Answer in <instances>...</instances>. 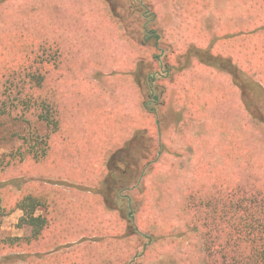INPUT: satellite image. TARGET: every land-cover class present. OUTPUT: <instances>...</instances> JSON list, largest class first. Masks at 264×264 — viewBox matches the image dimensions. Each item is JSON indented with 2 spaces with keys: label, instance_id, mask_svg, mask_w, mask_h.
I'll use <instances>...</instances> for the list:
<instances>
[{
  "label": "rangeland",
  "instance_id": "obj_1",
  "mask_svg": "<svg viewBox=\"0 0 264 264\" xmlns=\"http://www.w3.org/2000/svg\"><path fill=\"white\" fill-rule=\"evenodd\" d=\"M129 1L0 0V264H221L186 198L264 206V0H146L150 44Z\"/></svg>",
  "mask_w": 264,
  "mask_h": 264
},
{
  "label": "trees",
  "instance_id": "obj_2",
  "mask_svg": "<svg viewBox=\"0 0 264 264\" xmlns=\"http://www.w3.org/2000/svg\"><path fill=\"white\" fill-rule=\"evenodd\" d=\"M105 1L115 11L116 3L113 2L114 0ZM130 3L137 5L135 10L145 18L144 21H147L146 26L154 21L155 13L150 10L148 3L143 0H132ZM117 12L115 11V13ZM119 15L121 16V14ZM121 20L124 22L123 17H121ZM137 80L139 81L138 78ZM41 82V77L36 79L35 86ZM19 88L20 92L24 90V86L19 85ZM23 96L24 98L19 100L22 103L21 105L28 108V101L33 102L30 107L35 108V106H38V111L39 109L40 112L45 111V115L39 113V116L46 121L49 120L50 131L56 130L58 126L54 114V111H57L56 106L47 100L34 99L28 93L23 94ZM32 99L39 105H36ZM1 112L5 111L0 110ZM124 148L116 153H122ZM47 149L48 143L45 141L42 150ZM29 156H32V158L43 157V155H39V152L34 151H30ZM120 182L123 184L122 181ZM120 182L116 183L118 185L115 187L112 197L121 196L120 191L123 190V185ZM242 194L241 191L235 189L224 192L216 191L215 198L211 196L201 198L194 193L192 197L190 196L191 198H186L184 216L194 219L195 228H198L202 233L206 257L212 259L214 257L221 264H264V206L260 201L254 200L252 195L245 196ZM110 200L111 198L106 203H111ZM17 207L23 209L26 214L21 218V221L32 228L33 232L30 238L39 235L45 225L44 220L40 215H34V207H29L28 210V196L20 200ZM112 208H116V205L114 204ZM129 218L131 219V216Z\"/></svg>",
  "mask_w": 264,
  "mask_h": 264
},
{
  "label": "flooded vegetation",
  "instance_id": "obj_3",
  "mask_svg": "<svg viewBox=\"0 0 264 264\" xmlns=\"http://www.w3.org/2000/svg\"><path fill=\"white\" fill-rule=\"evenodd\" d=\"M132 0H130L129 1V3L131 2ZM143 1H145L146 3H148L149 2V4H151V2L150 1H146V0H143ZM114 2V1H113ZM151 5H153V4H151ZM152 11H154V6H152ZM137 12V11H136ZM118 13V15L120 14L119 12H117ZM116 13V14H117ZM138 13V12H137ZM127 14V13H126ZM139 14V13H138ZM139 16H140V19H145V18H143L142 17V15H140L139 14ZM121 17H123L124 18V16L123 15H121ZM127 18V17H126ZM157 23V17H156V14H155V18H154V21L149 25V26H146V24H145V26H143V21H142V23H141V33H142V38L140 39V41H138V42H141L142 40H144V44H146V43H151V41H153V40H155V37L156 38H158L159 39V43H160V38H161V34L158 32V30H157V28L155 27L156 24ZM124 24V23H123ZM162 30V29H161ZM161 56H159V58H160ZM157 63L159 64H161V62H160V59H159V61H157ZM163 64V66L165 67V69L167 68V66H168V64H167V62H163L162 63ZM147 67H148V69H151L152 67H153V65H152V62H148L147 63ZM166 71V70H165ZM156 73H157V71H156ZM153 74H155V72L153 73ZM148 77H149V79H147V85H149L148 86V92L150 93V96H151V98H155L156 99V97H155V93H156V89L157 88H159V90L161 91L164 87H160V85H155L156 83V80H157V77H163V78H166V72H165V74H159V75H157L156 74V76H152V74L151 73H148V75H147ZM159 91V92H160ZM155 99H152V100H155ZM146 104H148V103H146ZM145 104V105H146ZM146 108L148 109V110H152V109H150L147 105H146ZM153 111H155L154 109H153Z\"/></svg>",
  "mask_w": 264,
  "mask_h": 264
},
{
  "label": "crops",
  "instance_id": "obj_4",
  "mask_svg": "<svg viewBox=\"0 0 264 264\" xmlns=\"http://www.w3.org/2000/svg\"><path fill=\"white\" fill-rule=\"evenodd\" d=\"M108 3V2H107ZM42 81H43V79H42ZM141 88V87H140ZM141 91H142V101H143V107L145 108V109H147L146 108V105H145V103H144V92H143V90H142V88H141ZM56 110L58 111V108H57V106H56ZM148 110V109H147ZM147 112H149V113H152L153 111H147ZM155 114H156V112H154Z\"/></svg>",
  "mask_w": 264,
  "mask_h": 264
}]
</instances>
